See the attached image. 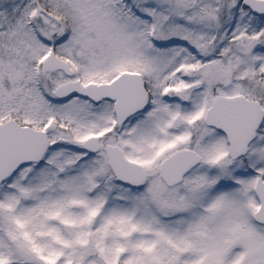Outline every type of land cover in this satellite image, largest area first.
Masks as SVG:
<instances>
[{
  "label": "snow or ice",
  "instance_id": "6c2138e0",
  "mask_svg": "<svg viewBox=\"0 0 264 264\" xmlns=\"http://www.w3.org/2000/svg\"><path fill=\"white\" fill-rule=\"evenodd\" d=\"M0 264H264V0H0Z\"/></svg>",
  "mask_w": 264,
  "mask_h": 264
}]
</instances>
